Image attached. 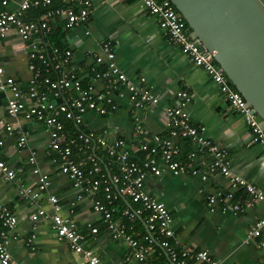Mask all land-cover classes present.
I'll return each mask as SVG.
<instances>
[{"label":"crops","instance_id":"1","mask_svg":"<svg viewBox=\"0 0 264 264\" xmlns=\"http://www.w3.org/2000/svg\"><path fill=\"white\" fill-rule=\"evenodd\" d=\"M22 1L9 0L7 8L13 10ZM91 1L93 9L85 24L66 29L63 17L51 21L50 31L59 29L63 32L64 48L47 41L46 35L41 37L44 47L49 52L54 47L70 49L72 57L68 66L86 84L94 76L95 69H105L104 64L95 63L92 53L101 52L102 42L109 41L115 51L118 67L131 79L144 76L150 88L159 94L160 101L135 109L126 92L113 91L112 97L117 108L102 115L96 111L86 112L83 115V129L99 133L109 142L123 139L127 145L138 137L135 132L137 123L143 124L147 139L155 134L166 135L168 130L163 107L175 100L179 90L186 89L190 94L186 109L190 113L191 123L203 124L205 136L227 153L232 173L244 177L264 192V148L250 143V128L241 113L226 99L208 73L201 66L194 65L190 56L169 39L160 27L158 17L144 9L141 0ZM60 4V0H54L52 6ZM36 12L27 11L26 16L35 18L39 15ZM0 63L4 75L13 77L19 87L26 91L34 77L29 67L27 43H22L14 33L0 38ZM94 85L102 91L106 80L96 78ZM8 95V92L0 91L1 157L17 172L24 184H33L38 175L32 172L28 156L34 151L37 167L41 173L48 175L50 181L48 188L41 191L32 203L19 193L15 182L0 175V203L17 217V224L6 239L12 264L85 263L80 254L74 252L65 240L57 239L54 233L50 218L52 205L48 200L51 194L58 197L62 206L61 214L73 219L84 234V247L91 249L105 264H137L128 245L110 236L100 215L92 210L89 199L77 198L78 189L60 171V158L49 148V137L44 125L35 120H25L22 116L7 114ZM9 124L16 126L11 133L6 130ZM65 126L71 136L74 132L72 123L65 121ZM18 129L28 133L27 148L17 147ZM173 140L180 148V156L195 154V163L201 169L211 161L209 153L198 152L197 144L192 139L174 137ZM95 152L102 158L107 156L98 145ZM73 153L77 160L85 158L77 147H73ZM145 187L172 214L173 228L180 243L195 250H206L223 264H264V246L260 245L264 242V226L260 236L249 237L255 222L264 219V201L248 203L250 198L239 187L236 196L244 204H250L245 212L224 208L219 201L210 210L207 196L216 195L219 199L231 188L229 179L221 173H212L202 179L200 175L174 174L164 169L161 175L147 176ZM120 198L127 208L137 207L127 197ZM226 203L229 205L233 200ZM125 206L114 204V217L128 222L122 216ZM39 207L44 209L47 216L32 220L31 215ZM145 214L129 223L133 225L140 241L144 235H151ZM92 226L98 229L96 233L90 230ZM149 259L155 264H171L158 242L154 243Z\"/></svg>","mask_w":264,"mask_h":264},{"label":"built area","instance_id":"2","mask_svg":"<svg viewBox=\"0 0 264 264\" xmlns=\"http://www.w3.org/2000/svg\"><path fill=\"white\" fill-rule=\"evenodd\" d=\"M53 1L23 0L16 8L9 10V0H0V38L14 33L22 43H27L29 67L34 73L26 91H23L13 77L4 75L0 63V91L9 93L6 97L7 114L22 116L25 120H35L44 125L49 137V148L60 158V171L67 175L72 185L78 189L77 198L89 199L92 210L100 215L110 236L115 240H123L128 245L137 264H155L149 259L155 242L166 251L171 264H223L206 250H195L180 243L173 228L172 214L162 201L146 190L147 176L161 175L164 169L174 174L200 175L202 179L212 173H221L229 179L231 188L219 199L216 195L207 196L210 210H213V204L219 201L224 208L243 213L249 207L248 203L264 201V192L244 177L232 173L227 153L205 136L203 124L191 123L190 113L186 109L190 94L186 89L179 90L175 100L163 107L168 130L166 135L155 134L147 139L144 136L143 124L137 123L135 132L138 137L127 145L123 139L109 142L99 133L81 129L86 112L96 111L102 115L117 108L112 97L113 91L126 92L135 109L159 103L160 96L150 88L144 76L136 80L131 79L118 67L115 51L109 41L102 42L101 52L92 53L95 63L104 64L105 69H95L94 76L88 83L83 84L75 70L68 66L72 57L71 50L54 47L49 52L41 37L49 33L52 28L51 21L57 17H63V26L66 29L85 24L93 9L92 1L60 0L61 4L55 7L52 6ZM141 2L144 9L158 17L159 25L169 39L190 56L194 65L201 66L208 73L219 85L226 99L241 113L250 128V143L259 144L264 148V128L259 116L242 94L232 86L213 56L197 39L191 37L186 21L174 5L169 0ZM31 10L37 11L39 15L28 18L26 12ZM50 72H54L56 76L52 78ZM96 78L106 80L102 91L97 90L94 85ZM65 121L76 127L71 136L68 135ZM14 129V124L6 125V130L10 133ZM27 137L26 131L18 129L19 149L28 147ZM174 137L192 139L197 144L198 152L209 153L211 161L201 169L200 165L195 163V154H188L185 159H180V148L174 142ZM2 145L3 141L0 139V147ZM97 145L107 155L105 158L95 152ZM73 147L84 153L83 160L75 158ZM35 156L34 151L30 152L28 162L38 178L33 184H24L0 153V175L15 182L19 193L32 203L50 184L48 175L41 173L37 167ZM103 165L107 170L106 176L103 173ZM239 187H242L250 198L247 204L236 196ZM121 196L127 197L137 205L134 209L124 208L122 216L128 222L114 217V204ZM48 200L52 205L50 218L57 239L65 240L74 252L81 255L84 264H105L91 249L84 247V234L79 231L73 219L61 214L62 206L58 197L51 194ZM228 200H233V203L226 205ZM143 213H146L147 227L151 235H144L141 242L133 225L129 223ZM40 216H47L42 207L37 208L31 219L36 220ZM16 224L15 213L0 203L1 264H12L6 239ZM263 226L264 219L256 221L249 231V237L260 236ZM90 230L93 233L98 231L94 226ZM260 245L264 246V242Z\"/></svg>","mask_w":264,"mask_h":264},{"label":"water","instance_id":"3","mask_svg":"<svg viewBox=\"0 0 264 264\" xmlns=\"http://www.w3.org/2000/svg\"><path fill=\"white\" fill-rule=\"evenodd\" d=\"M169 1L264 128V0Z\"/></svg>","mask_w":264,"mask_h":264},{"label":"trees","instance_id":"4","mask_svg":"<svg viewBox=\"0 0 264 264\" xmlns=\"http://www.w3.org/2000/svg\"><path fill=\"white\" fill-rule=\"evenodd\" d=\"M62 37H63V32H61V30H59V29H57L56 31H50L46 35L47 41H49L50 43H52L55 46H58L59 48H64V45L62 43ZM49 74L51 75L52 78H54L56 76V74L54 72H51ZM80 128L83 129V127H80ZM75 129H76V127L73 126V130H75ZM180 159H185V156H180ZM113 170H114V168L111 170V172H113ZM103 173L105 174V176L107 175V170L104 168V166H103ZM116 203H120L121 205L125 206V203L121 198H119V200L116 201Z\"/></svg>","mask_w":264,"mask_h":264}]
</instances>
